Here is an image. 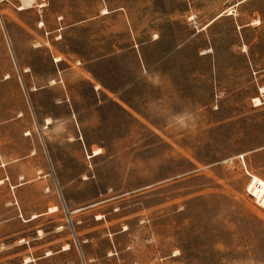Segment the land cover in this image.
I'll list each match as a JSON object with an SVG mask.
<instances>
[{"label":"rangeland","instance_id":"rangeland-1","mask_svg":"<svg viewBox=\"0 0 264 264\" xmlns=\"http://www.w3.org/2000/svg\"><path fill=\"white\" fill-rule=\"evenodd\" d=\"M251 175L264 0H0V264H264Z\"/></svg>","mask_w":264,"mask_h":264},{"label":"bare ground","instance_id":"bare-ground-1","mask_svg":"<svg viewBox=\"0 0 264 264\" xmlns=\"http://www.w3.org/2000/svg\"><path fill=\"white\" fill-rule=\"evenodd\" d=\"M21 1L28 2L29 4H31L34 0H21ZM20 9H23V7H20ZM57 60L58 59L56 58L55 61H57ZM254 101L259 103V99L258 98H255ZM253 185H257L258 186V183L257 182L255 183V181L253 180V177L251 175V179H250L249 184H248L250 192H251V196L256 198L257 201H259V202L260 201L264 202V195L263 196H261L259 194L257 195L256 192H255V189H254L255 187ZM19 242H20V240H19ZM25 261H27V259Z\"/></svg>","mask_w":264,"mask_h":264},{"label":"crops","instance_id":"crops-1","mask_svg":"<svg viewBox=\"0 0 264 264\" xmlns=\"http://www.w3.org/2000/svg\"><path fill=\"white\" fill-rule=\"evenodd\" d=\"M90 157L91 156H93V154L91 153L90 155H89ZM35 218V217H34ZM67 218H69L68 216H67ZM33 219V218H32ZM70 225V227L72 228V225L71 224H69ZM73 233H74V231H73ZM27 261H24V263H26Z\"/></svg>","mask_w":264,"mask_h":264},{"label":"built area","instance_id":"built-area-1","mask_svg":"<svg viewBox=\"0 0 264 264\" xmlns=\"http://www.w3.org/2000/svg\"><path fill=\"white\" fill-rule=\"evenodd\" d=\"M248 190H249V193H250V195H251V192H250L249 186H248ZM260 202H261V201H260ZM260 205H261V206H264V202H261Z\"/></svg>","mask_w":264,"mask_h":264},{"label":"water","instance_id":"water-1","mask_svg":"<svg viewBox=\"0 0 264 264\" xmlns=\"http://www.w3.org/2000/svg\"><path fill=\"white\" fill-rule=\"evenodd\" d=\"M67 216H69V213L66 211Z\"/></svg>","mask_w":264,"mask_h":264}]
</instances>
